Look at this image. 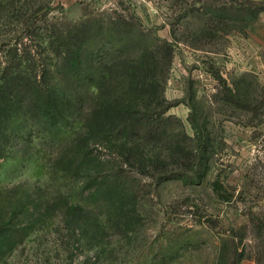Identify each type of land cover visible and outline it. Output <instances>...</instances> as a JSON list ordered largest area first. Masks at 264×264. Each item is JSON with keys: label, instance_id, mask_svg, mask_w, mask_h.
Here are the masks:
<instances>
[{"label": "rangeland", "instance_id": "374dc122", "mask_svg": "<svg viewBox=\"0 0 264 264\" xmlns=\"http://www.w3.org/2000/svg\"><path fill=\"white\" fill-rule=\"evenodd\" d=\"M83 22V70L43 54L60 123L2 137L0 264H264V0H0V76ZM150 51L136 96L122 63ZM129 100L154 133L87 127Z\"/></svg>", "mask_w": 264, "mask_h": 264}, {"label": "trees", "instance_id": "16d2710c", "mask_svg": "<svg viewBox=\"0 0 264 264\" xmlns=\"http://www.w3.org/2000/svg\"><path fill=\"white\" fill-rule=\"evenodd\" d=\"M92 30L90 22H83L66 34H56L53 31L49 39L46 38L40 46L37 45L40 49L31 48L25 51L24 47L14 48L12 60L16 62L18 68L14 71L3 70L0 76V157L6 154L5 144L1 143V140L6 136L9 122L13 117L25 114L45 118L52 126L60 123L64 114V109H61L64 95L58 93L50 83L51 65L43 56L44 50L53 52L60 59L59 63L52 66L65 68L71 74H78L84 68L83 49L90 41ZM156 61L151 51L141 54L138 58L123 61L122 66L127 69L125 80L129 92L136 96L154 93L155 74L152 73ZM158 96L161 98V94ZM132 101L109 104L105 113L101 114L104 118H101L98 111L94 112V118L87 127L94 129L96 126H102V130L118 129L126 134L129 127L140 131L147 129L146 125H148L151 127L147 130L154 133V125L142 120L141 116L135 117L143 111L141 109L143 103ZM127 144L124 142L122 145L128 149ZM217 186V188L221 187L219 183ZM235 258L236 261L241 262L242 258L239 256Z\"/></svg>", "mask_w": 264, "mask_h": 264}]
</instances>
